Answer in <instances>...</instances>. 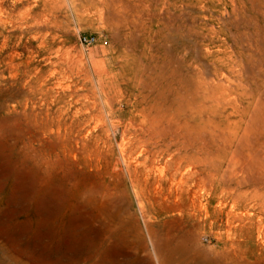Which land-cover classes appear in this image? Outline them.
<instances>
[{
	"label": "rangeland",
	"instance_id": "rangeland-1",
	"mask_svg": "<svg viewBox=\"0 0 264 264\" xmlns=\"http://www.w3.org/2000/svg\"><path fill=\"white\" fill-rule=\"evenodd\" d=\"M118 1L0 0V264H54L57 248L74 242L95 247L92 264H140L132 255L137 234L148 246L152 240L173 251L177 263L195 264L198 256L201 264H264V217L252 228L238 225L226 216L229 204L209 195V181L201 186L199 209L176 202L174 186L145 182L142 174L136 182L132 166L128 176L126 162L144 157L128 143L136 125L181 110L187 91L171 81L191 70L187 61L206 65L210 58L190 36L184 60L179 46L180 23L208 11L185 0ZM243 1L247 25L239 24L236 38H248L252 50L240 70L248 103L228 121L243 120L262 140L264 0ZM175 18L177 33L169 26ZM81 35L96 42L82 44ZM122 131L126 152L133 149L124 161ZM148 164L150 177L165 172L161 162ZM231 180L237 193L251 191V184L238 187L236 177ZM229 240L234 247L224 248Z\"/></svg>",
	"mask_w": 264,
	"mask_h": 264
},
{
	"label": "bare ground",
	"instance_id": "bare-ground-1",
	"mask_svg": "<svg viewBox=\"0 0 264 264\" xmlns=\"http://www.w3.org/2000/svg\"><path fill=\"white\" fill-rule=\"evenodd\" d=\"M185 3L187 5L192 4L198 6V8L202 10H207L208 14L201 15L200 17L199 15H188V18H186L187 20L180 23L184 31H181L182 33L179 35L181 39V42L179 41V46L180 52L182 53L180 58L185 59L186 55L189 53V46L187 47L188 44L187 41H185V38L188 36L194 41L202 43L205 56H209L210 58L207 60L206 65L193 63L192 60H185L189 62L188 65L192 67L191 70L187 69L185 73L182 72L183 74L181 73L179 77L171 82L177 85V89L187 91L186 97H188V100H186L185 104L183 103L184 105L182 104L181 110L176 112H161L157 117L149 119L145 123L141 121L142 123L139 124V126L136 125L137 128H134L133 135L130 137L125 135V130L122 131L121 140L118 143L120 156L122 161H124L123 158L125 154L127 153V155L130 156L133 151V149L130 148L131 150L126 152L123 142L126 139L125 136H127L130 147L139 148L140 152L144 153L142 161L133 157L131 161L126 162L129 177H131L129 174L131 172H129V167L132 166L136 182L138 181V175L142 174L145 177V182L151 178L154 183H163L170 187L174 186L175 192L174 195H172L176 202L183 203L187 201L192 206H198L199 209L203 208L201 202V186L205 181H209V195H212L213 198L219 202L229 204L230 209L226 211V216L228 217L231 215L232 220H235L238 222V225L244 228H252L255 221L259 222L262 217H264V191H261V187L264 188V137L260 140L262 136L260 138L259 135L254 134V136H259L258 139H254V136L252 137L250 134V127L248 128L243 125V120L239 123L228 121L229 116L234 114L237 115L239 112L242 114L245 108L243 107L244 103H248L245 93L246 80L243 81L242 77H240L242 73L240 70L242 57H244V59H246V57L251 58V49L248 38H243L245 41L241 39L240 42H238L236 38L239 32L237 29L239 24L247 25L246 17L243 15L246 14L247 8L243 0H185ZM208 3L215 4L214 9L211 10ZM256 6H258V4ZM260 7L263 8L262 11L264 12L263 3L260 4ZM168 19L169 18H167V21L170 20ZM213 19L216 20V23L212 22ZM247 19L250 20L249 18ZM175 22H179L178 18L174 19L173 25L170 22L169 26L177 33L180 27L175 25ZM163 27L165 28V26ZM168 28L169 27H166V29ZM233 29H237L238 31H233ZM246 29L245 32L247 31ZM243 32L241 33L243 34ZM152 35L154 39L156 35ZM244 36L246 35L244 34ZM160 37L158 38L160 39ZM159 39H157V41ZM214 39H220L222 44L214 45V49L211 50L208 44L210 45ZM6 41L7 38H4V42ZM206 41L208 43H205ZM158 42L160 43V41ZM251 44L253 45V43ZM254 61L256 64L259 63L258 61L257 63L256 60ZM251 65H254V63ZM259 65H261V63H259ZM123 67L125 68L126 64L120 65V68ZM260 68H264V66ZM255 70L254 68L253 71L255 72ZM246 71L248 72V70ZM243 73L246 72L244 71ZM175 75L177 76V74ZM258 83L260 82L258 81ZM263 89L264 87L261 88V90ZM258 94H262V92L258 91ZM262 95H264V93ZM257 96L258 95H256V98ZM257 99L255 101L258 102ZM262 105L263 103L261 106ZM108 107L110 106L108 105ZM252 108H254L255 111L256 106ZM252 110L253 109H251V111ZM225 121L227 122L225 123ZM128 133L130 134V132ZM130 162H133V165H129ZM156 162H161L163 164L165 172H160L157 176L150 177L147 169L148 163ZM226 172H229V177H226ZM233 177H236L237 180L235 183L238 187L242 184H251V191L237 193L231 188V178ZM248 207H251L252 210L255 209V212L249 211ZM235 210L237 211L234 212ZM141 238L142 237L137 234L132 240L134 248L132 255L139 259L140 264H180L182 262L177 263V256L175 255L176 257H174L173 251H162L152 240L149 241L148 246ZM61 240L60 242H62ZM67 240H71V238ZM64 241L65 239L63 242ZM74 243L71 246L62 245L60 249L57 248L58 255L55 258L56 263L54 264H92L97 254L95 247L88 242H77L75 245ZM222 244L224 248L227 247V249L234 247L233 240H229V244H227L226 241ZM186 253L188 257H192L189 255L190 252ZM43 255L45 256V254ZM193 260L195 264H201L198 256L196 259L193 258ZM207 264H210V262ZM213 264H215V262Z\"/></svg>",
	"mask_w": 264,
	"mask_h": 264
},
{
	"label": "built area",
	"instance_id": "built-area-1",
	"mask_svg": "<svg viewBox=\"0 0 264 264\" xmlns=\"http://www.w3.org/2000/svg\"><path fill=\"white\" fill-rule=\"evenodd\" d=\"M79 41L82 44L88 45L96 42V38L93 35H81ZM105 43V42H104Z\"/></svg>",
	"mask_w": 264,
	"mask_h": 264
}]
</instances>
